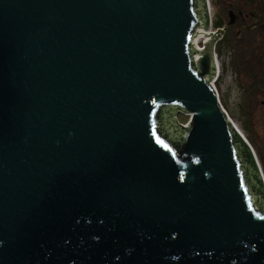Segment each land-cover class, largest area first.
<instances>
[{"label": "water", "instance_id": "95a60500", "mask_svg": "<svg viewBox=\"0 0 264 264\" xmlns=\"http://www.w3.org/2000/svg\"><path fill=\"white\" fill-rule=\"evenodd\" d=\"M228 15L0 0V264H264L261 167L213 82Z\"/></svg>", "mask_w": 264, "mask_h": 264}, {"label": "rangeland", "instance_id": "374dc122", "mask_svg": "<svg viewBox=\"0 0 264 264\" xmlns=\"http://www.w3.org/2000/svg\"><path fill=\"white\" fill-rule=\"evenodd\" d=\"M215 1L220 11L222 9V15L225 16L228 12V8L226 10V3L228 4L229 0ZM232 1L237 4L238 8H243L244 11H249L254 9L250 8V4H258L261 0ZM247 3L248 5H246ZM252 23L253 20H246L245 26ZM220 40L217 44L220 45L223 53L219 55L218 50L216 49L218 54L217 60L220 62V66L213 78V81H215L221 102L223 103L225 109L229 112L238 127L242 129L241 131H243V134L250 143L253 136L252 133L246 129L245 125L246 123H249L251 126L254 125L253 131H255V133H253V135L256 136L255 139L257 140V143L253 142V144H251L255 149L254 151L256 152L257 159L259 160L261 172L264 178V87H260L258 91L253 90L257 83L251 82V80L244 76V74H241V71L236 67L235 63L237 59L235 57V48L225 44L223 40ZM177 116L184 123H186L190 118L186 113L182 112L178 113ZM251 120L253 122H251Z\"/></svg>", "mask_w": 264, "mask_h": 264}, {"label": "trees", "instance_id": "16d2710c", "mask_svg": "<svg viewBox=\"0 0 264 264\" xmlns=\"http://www.w3.org/2000/svg\"><path fill=\"white\" fill-rule=\"evenodd\" d=\"M227 5L226 3V10L228 8ZM246 5H248V3ZM235 8H237V4H235ZM250 8H261L262 10L261 16L258 19L257 28L253 30L249 25L245 26L246 21L242 17H239L236 23L229 25L227 32L221 40H223L225 44L235 48V57L237 59L235 63L236 67L241 71V74L248 77L251 82L257 83L253 90L258 91L260 87H264V0L259 1L258 4H250ZM242 11H244L243 8ZM235 12L238 13L237 11ZM225 16L228 17V12ZM217 50L219 55L223 53L219 44L217 45ZM251 122L253 121L251 120ZM245 126L246 129L252 133L253 138H251V143H257L255 139L256 136L253 135V133H255V131H253L254 125L251 126L249 123H246ZM177 152L179 151L177 150Z\"/></svg>", "mask_w": 264, "mask_h": 264}, {"label": "flooded vegetation", "instance_id": "af4514ba", "mask_svg": "<svg viewBox=\"0 0 264 264\" xmlns=\"http://www.w3.org/2000/svg\"><path fill=\"white\" fill-rule=\"evenodd\" d=\"M232 3V5H230ZM228 13H229V10L232 8L234 11H237V12H239V11H242V9L241 8H235V3H234V1H232V0H229L228 1ZM261 8H256V9H253V10H249L248 12H244V11H242L243 12V15H240L239 17H242V16H244V17H242L245 21L246 20H253V23L252 24H249V26L251 27V29H253V30H255L256 28H257V26H258V19L260 18V16H261ZM252 13V14H251ZM216 14V13H215ZM247 14H249V15H247ZM224 18H225V22L227 23L228 21H229V15H228V17H226V16H223ZM238 20V19H237ZM229 27V26H228ZM228 27H227V30H228ZM227 30H226V32H227ZM225 32V33H226ZM225 35V34H224ZM218 45V44H217ZM217 48V47H216ZM263 104H264V101H263Z\"/></svg>", "mask_w": 264, "mask_h": 264}, {"label": "bare ground", "instance_id": "6f19581e", "mask_svg": "<svg viewBox=\"0 0 264 264\" xmlns=\"http://www.w3.org/2000/svg\"><path fill=\"white\" fill-rule=\"evenodd\" d=\"M200 42H201V38H197V44L198 45L200 44ZM217 59H218V57H217ZM219 66H220V62L218 61V68H219ZM239 129L242 130L240 127H239ZM241 132L243 133V131H241Z\"/></svg>", "mask_w": 264, "mask_h": 264}, {"label": "built area", "instance_id": "2783aa9c", "mask_svg": "<svg viewBox=\"0 0 264 264\" xmlns=\"http://www.w3.org/2000/svg\"><path fill=\"white\" fill-rule=\"evenodd\" d=\"M214 85H215V83H214ZM215 88H216V86H215ZM187 115H189V117H190V114H188V113H186ZM188 122V121H187Z\"/></svg>", "mask_w": 264, "mask_h": 264}]
</instances>
